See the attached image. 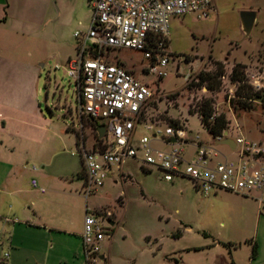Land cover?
Listing matches in <instances>:
<instances>
[{
	"label": "rangeland",
	"instance_id": "374dc122",
	"mask_svg": "<svg viewBox=\"0 0 264 264\" xmlns=\"http://www.w3.org/2000/svg\"><path fill=\"white\" fill-rule=\"evenodd\" d=\"M214 2L215 10L207 18L195 14L171 18L170 59L163 68L166 74L159 78L157 72L146 73L150 60L141 51L121 48L111 52L141 81L150 83L155 93L137 124L135 142L144 135L153 137L159 129L164 132L170 125L182 128L179 135L189 141H203L202 144L215 147L219 139L214 140L196 113L198 104L207 97L213 98L218 113L227 115L230 138L264 139V97L252 101L253 109L235 110L231 99H238V82L231 80L230 71L234 62H248L249 84L258 90L253 81L259 75L258 81H264V20L249 35L241 21L242 11L264 8V0ZM90 8L88 3L84 6L85 12L77 18L83 24L74 22L75 30L89 28ZM215 60H222L225 65L218 91L190 84L198 81L201 70H216ZM58 65L62 68H57V61L52 59L42 69L39 93L45 114L53 116L54 143L45 156L47 165L28 163L48 177L44 180L42 175L28 171L22 175L21 166L14 173L19 189L22 180L28 191L35 189L30 183L35 177L49 193L55 222L72 232L84 229L86 210L114 220L113 233L102 244L107 264H264V213L259 212V203L251 196L222 190L206 195L189 178L168 181L157 168L149 167V172L140 159L128 158L121 169L115 167L103 186L86 197L78 176L83 167L82 157L72 154L78 152L79 146L72 133L65 130L75 129L80 145L84 140L90 147L97 145L99 134L94 123L86 118L80 130L76 86L66 64ZM260 89L264 94V86ZM171 119L179 121V125L171 123ZM146 122L151 129L145 126ZM153 145L170 148L159 140ZM216 148L237 159L229 145ZM186 150L189 157L194 146L187 145ZM254 243L257 255L252 257Z\"/></svg>",
	"mask_w": 264,
	"mask_h": 264
},
{
	"label": "built area",
	"instance_id": "2783aa9c",
	"mask_svg": "<svg viewBox=\"0 0 264 264\" xmlns=\"http://www.w3.org/2000/svg\"><path fill=\"white\" fill-rule=\"evenodd\" d=\"M90 26L74 31L76 55L66 62L67 73L76 86L78 114L91 120L97 130L106 126L97 145L88 148L82 140L80 155L84 169L83 193L87 196L104 185L115 167L122 168L128 158H137L143 166L157 168L165 180L189 178L203 194L220 190L251 196L264 213V139L238 136L237 159H231L214 146L179 135L182 128L168 125L153 137L142 136L135 142L137 124L155 93L151 84L141 81L111 52L129 48L139 50L150 60L146 73L165 75L169 62L168 41L172 17L195 14L207 18L215 10L214 0H89ZM155 63V65L153 64ZM57 65V68H61ZM253 81L256 88L264 81ZM151 129V125H146ZM227 135L223 132L219 140ZM169 145L157 148L154 141ZM194 146L187 156L186 146ZM221 155L222 159H217ZM32 184L37 186L33 179ZM110 219L99 212L87 211L82 234L85 264H107L102 244L112 234ZM7 255V253H6Z\"/></svg>",
	"mask_w": 264,
	"mask_h": 264
},
{
	"label": "crops",
	"instance_id": "0c3cea01",
	"mask_svg": "<svg viewBox=\"0 0 264 264\" xmlns=\"http://www.w3.org/2000/svg\"><path fill=\"white\" fill-rule=\"evenodd\" d=\"M87 3L90 6L89 0H0V264H85L83 230L72 232L57 224L47 189L35 177L30 180L37 181L35 189L28 191L23 180L19 189L14 173L22 166V175L28 171L47 180L43 170L28 164L47 165L45 156L54 143L53 116L45 114L40 102L42 69L52 59L66 64L76 55L72 24H83L77 18ZM263 9L249 8L256 12L252 30L263 23ZM82 122L80 130L84 118ZM65 132L72 133L79 146L72 154L80 155L77 131ZM84 144L90 148L87 141ZM78 176L82 191L80 172ZM109 219L113 226L115 221Z\"/></svg>",
	"mask_w": 264,
	"mask_h": 264
},
{
	"label": "trees",
	"instance_id": "16d2710c",
	"mask_svg": "<svg viewBox=\"0 0 264 264\" xmlns=\"http://www.w3.org/2000/svg\"><path fill=\"white\" fill-rule=\"evenodd\" d=\"M227 59V58H226ZM217 64L216 70H201L197 75L196 84L199 87L205 86L210 91H218L221 87L222 80L221 77L224 74V62L222 60H215ZM247 65L242 62H236L233 66L231 72V80L234 82H238V87L236 90V95L238 99H231V106L237 109H253V100L257 98L264 97L263 90L254 89V87L249 84L248 77L246 74ZM201 123L204 128L212 134L214 137L222 135L223 132L229 126V119L224 112L215 113L214 108V100L213 98L207 97L203 98L202 101L198 104ZM189 113H192L191 111ZM171 123H174L176 126L179 125V121L170 120ZM77 137H79L78 132L76 133ZM143 167V166H142ZM148 170L147 168L143 167ZM150 172V170H148ZM84 173V169L82 168L80 174ZM257 255V244L254 243L252 247V257Z\"/></svg>",
	"mask_w": 264,
	"mask_h": 264
},
{
	"label": "water",
	"instance_id": "95a60500",
	"mask_svg": "<svg viewBox=\"0 0 264 264\" xmlns=\"http://www.w3.org/2000/svg\"><path fill=\"white\" fill-rule=\"evenodd\" d=\"M241 21L245 32L249 35L252 31L254 23L256 21V12L254 10H244L241 12ZM98 134L100 137L105 135L106 126L104 124H100L97 128ZM219 144H227L231 148H235V141L230 137H225L217 141ZM104 257V255H102Z\"/></svg>",
	"mask_w": 264,
	"mask_h": 264
}]
</instances>
